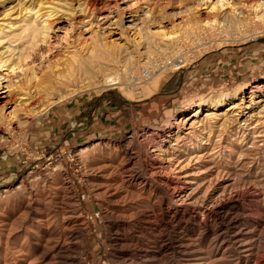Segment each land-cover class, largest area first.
<instances>
[{
    "label": "bare ground",
    "instance_id": "6f19581e",
    "mask_svg": "<svg viewBox=\"0 0 264 264\" xmlns=\"http://www.w3.org/2000/svg\"><path fill=\"white\" fill-rule=\"evenodd\" d=\"M6 2L0 13V146L51 104L42 98L57 83L51 78L41 76L39 83L21 86L30 77L27 67L38 56L40 62L29 68L32 78L45 61L52 68H61L57 74L69 81L99 75L101 80L95 83L104 90L123 84L124 73L131 81L151 77V68L139 72L140 47L145 49L144 55L167 58L177 43L206 47L221 35L264 34V0H192L171 16L184 19L182 34L163 32L160 42L155 40L156 48L155 33L149 27L160 26L164 19L153 15L158 9L155 0H145L144 7L130 12L127 25L122 10L105 12L112 0ZM61 22L68 31L54 51L76 41L79 54L59 64L56 55L44 51L49 48L50 31ZM115 34L118 38L112 39ZM182 54L170 66L182 64ZM121 63L127 66L123 73L117 69ZM161 74L144 88L155 87ZM263 90V84L247 93L240 87L211 99L159 131L154 139L143 138L138 142L141 151H135L131 142L98 150L96 143L78 151L79 157L90 152L87 165L96 171L90 189L107 218L111 264H169L174 259L181 264L188 252L206 264L252 260L264 240V210L254 217L246 204L264 206V120L252 122L257 118L252 120L248 114L260 102L255 98ZM8 106L12 109L6 112ZM204 107L207 111L201 117ZM231 120L236 126L225 137L215 138L213 126ZM53 166L51 174L47 170L28 174L11 191H1L0 264H87L81 235L87 221L65 172L57 173ZM202 239H206L205 245ZM258 264H264V259Z\"/></svg>",
    "mask_w": 264,
    "mask_h": 264
},
{
    "label": "rangeland",
    "instance_id": "374dc122",
    "mask_svg": "<svg viewBox=\"0 0 264 264\" xmlns=\"http://www.w3.org/2000/svg\"><path fill=\"white\" fill-rule=\"evenodd\" d=\"M137 1L112 0L111 8L105 12H113L116 9L122 10L125 18L123 22L128 24L127 16L129 13L138 11L139 8L145 6L143 3L145 0ZM155 1L158 9L153 15L156 19L159 17L164 19L160 26L149 27V31L155 33L156 38L153 40L156 48V41L160 42L163 32H175V35L179 34L178 36L180 33L182 34L181 30L186 27L184 19L181 17H173L172 19L171 16L191 5L192 0ZM6 5H8L6 0L0 1V13L2 7H6ZM77 27L81 28L82 26L77 25ZM66 31L68 29L65 22L56 24L49 33V48L44 51L50 56L56 55L59 58V64L66 63L69 59L74 60V57L79 54V43L76 41L69 48L60 47L57 49L60 52L54 51L57 46L62 45L61 38ZM255 35L249 37H224L221 35L206 47L196 43L195 47L191 48V46L185 47L180 43L177 45V43V46H171V48H175L174 50L169 49L172 54L167 55L168 59L163 55L160 56V54L157 56L152 53V57L151 55H144L146 54L145 49L140 47L139 72L143 70L149 72L151 68L154 71L150 72L151 77L149 78L148 74L147 77L142 76L138 81H131L124 73L123 84L107 87L104 90L99 89L98 84L95 83L101 80L99 75L92 77L96 81L93 79L86 80L83 77L72 78L69 81L62 74H57L61 68H52L45 61H43L42 67H39L36 76L32 78L29 68L40 62L38 56L36 62L27 67L30 77L28 75L23 79L22 88L39 83L41 76L45 80L51 78L53 82L57 83L52 85L50 94L42 96L44 101L48 99L47 103L49 101L51 103L48 109L31 121L28 120L27 122H31L30 124L15 131L9 141L0 146V193L4 190L14 189L28 174L45 173L46 170V173L51 174L54 169L53 165L57 166L56 172L64 171L72 184L87 221L86 228L81 232L85 262L87 264H111L105 228L107 218L97 203L98 198L90 189V185L95 184L92 181V176L96 171L87 165L90 152L79 157L78 151L84 148H92L96 143L98 150L104 146L113 147L120 142H131L135 151L139 149L141 151L138 142H141L143 138L146 141L154 139L159 131L167 130L169 126L179 122L183 116L196 107L204 106L207 101L229 95L240 87L247 93L253 86L264 85V34ZM88 36V33L84 34V37L87 38ZM117 38V34L112 36V39ZM177 39L179 41V37ZM47 51L49 52L47 53ZM181 53L184 54H182V58L185 59L184 62L182 64L176 62L175 67L170 66L172 59L177 58ZM219 61L225 67H235L238 70H241L242 67L245 71L240 76L232 74L229 77L227 74L221 77L224 84L221 90L205 94L204 92L208 91L207 88L210 85L213 87L212 81L209 83H205V81H208L210 72L216 68L215 65ZM238 63H241V67ZM121 64L123 66L120 65L117 69L123 73L127 70V66L124 63ZM177 66L178 68H176ZM224 66L219 67L221 73L228 71ZM238 70L234 72L236 73ZM160 72L162 74L158 76L156 86L151 87V89L144 88L151 78H156ZM137 82L139 83L136 84ZM70 92L71 95H68ZM261 92L258 94L259 97L255 98L260 102L253 104L250 108L251 112L248 114L249 116L252 114L251 118H257L256 121L252 118V122L264 120V90ZM200 94L205 95L198 99L197 96ZM244 100L248 102V94L244 95ZM38 105H34V107L37 108ZM205 108L202 110L201 117L207 111ZM11 109L12 106H8L6 112L11 111ZM57 109L67 110L68 115L66 117H71L72 122L69 120L66 122L56 121L51 113L53 114ZM23 117L21 116V118ZM20 121L24 122L23 119ZM235 123L231 120L222 126L219 123L215 124L211 129L213 136L215 138L225 137L226 132L236 126ZM19 127L22 128V125L20 124ZM248 205L246 204V207L252 211L253 214L251 215L254 217L257 216L255 213L264 210V206ZM261 242L258 252H255L252 260L249 259L246 264H258L264 259V240L262 239ZM201 244L205 245L206 239H202ZM189 255V252L185 255L182 260L183 264H206L198 260L197 257ZM176 261L174 259L169 264H179Z\"/></svg>",
    "mask_w": 264,
    "mask_h": 264
},
{
    "label": "crops",
    "instance_id": "0c3cea01",
    "mask_svg": "<svg viewBox=\"0 0 264 264\" xmlns=\"http://www.w3.org/2000/svg\"><path fill=\"white\" fill-rule=\"evenodd\" d=\"M240 64L238 63L239 67H241ZM220 66H224V65H223V63H221L219 61L217 63V65H215L216 68L213 71L210 72V76H209L208 81L204 80L205 83H209L210 81H212L211 84H213V87L210 85V87L207 88L208 91L204 92L205 94H210L212 92H217V91L221 90L222 85H224L223 82L221 81L222 80L221 77H223V76H225L227 74L229 75V77H231L232 74H236L237 76H240L245 71V70L242 69V67H241V70H238L235 67L230 68L229 66H226V67L224 66L225 68L228 69V71L225 72V73H221L220 70H219ZM235 70H238V72L235 73L234 72ZM205 94H203V95L200 94L199 96H197L198 99L203 98ZM188 102H189V100H188ZM77 110H78V108H77ZM51 115H53L54 118L56 119V121H58V122H66L68 120H69V122H72L71 117L70 118L66 117L68 115V111L67 110L57 109V110H55V112H53V114L51 113Z\"/></svg>",
    "mask_w": 264,
    "mask_h": 264
}]
</instances>
